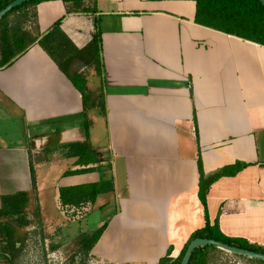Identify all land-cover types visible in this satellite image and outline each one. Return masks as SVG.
Segmentation results:
<instances>
[{
	"label": "crops",
	"instance_id": "obj_1",
	"mask_svg": "<svg viewBox=\"0 0 264 264\" xmlns=\"http://www.w3.org/2000/svg\"><path fill=\"white\" fill-rule=\"evenodd\" d=\"M82 7L40 2L34 33L40 39L61 20L84 50L98 23L97 65L77 58L64 72L39 39L26 48L25 36L10 38L12 63L0 66V207L3 195L29 191L45 214L49 189L59 206L62 187L111 180L113 190L82 206L111 213L93 264H158L206 224L199 160L207 175L242 162L211 185L209 220L264 248V45L198 23L194 0ZM75 73L87 84L103 78L101 102L93 103L102 122L90 117ZM75 143L82 152L69 148Z\"/></svg>",
	"mask_w": 264,
	"mask_h": 264
},
{
	"label": "trees",
	"instance_id": "obj_2",
	"mask_svg": "<svg viewBox=\"0 0 264 264\" xmlns=\"http://www.w3.org/2000/svg\"><path fill=\"white\" fill-rule=\"evenodd\" d=\"M13 0H0V11L4 9ZM44 0H32L21 6L16 7L7 13L0 20V51L2 55V62L0 66L9 65L12 63V47L10 38L18 42V38L26 37V48L32 45L39 39V35L35 36V30L38 29L37 9L36 6ZM66 3H71L75 8H83L82 5L85 0H63ZM197 3V17L196 21L200 24L218 29L220 31L234 34L236 36L255 41L264 45V5L259 0H194ZM70 9V8H69ZM31 10L33 13H31ZM86 11V8H83ZM22 11V15L26 19L17 22L11 27L8 19L16 12ZM34 18L31 28L27 26V30H23L24 24L29 18ZM22 16V17H23ZM24 18V17H23ZM27 25V24H26ZM14 43V41H13ZM40 45L46 52L57 62L61 69L66 72L70 68L73 60L79 58L89 65L99 64V52L102 43V32L98 23L95 24V32L89 47L84 50H78L73 44L72 40L66 35L61 28V20L57 21L52 29L43 37L39 39ZM22 49L20 52H24ZM9 53V54H8ZM8 54V55H7ZM100 66V65H99ZM98 67V66H97ZM72 81L80 91L86 94L87 77L81 73H75ZM78 79H81L79 82ZM85 97V96H84ZM83 144L75 143L69 146L71 150L82 152ZM247 163L238 162L235 165L225 167L212 174H206L199 160L200 169V190L199 197L205 208L206 224L203 228L192 233L188 243L185 245L180 255L176 258L172 256L173 246H170L166 254L160 258L158 264H181L189 244L197 237H205L215 239L228 244L236 245L242 248L250 249L256 252H264V248L251 244L247 241L237 238H231L224 235L217 224L212 225L207 208V194L211 185L219 178L225 175L237 174L240 170L246 167ZM35 174V173H34ZM33 175V191L36 195V179ZM111 180H103L97 183L78 185L72 187H62L60 189V200L62 207L67 209L73 207H82L88 203H94L99 194L113 190ZM32 195L29 191H18L11 194L3 195L2 205L0 207V262L6 264H21L19 262L20 253L24 248L23 245L19 247V229L26 228L31 225L40 224L41 208L36 204L34 208V219L30 218L28 212L29 205L32 203ZM108 222H105L92 235L87 237L81 245V248L76 252L73 261L78 252H84V258L81 264H87L90 253L97 244L104 231L106 230ZM53 246L52 249H56ZM219 250L214 245L199 247L193 253L189 264H209V260L213 251ZM244 258L246 256L238 255ZM251 261L264 264V260L252 259Z\"/></svg>",
	"mask_w": 264,
	"mask_h": 264
},
{
	"label": "rangeland",
	"instance_id": "obj_3",
	"mask_svg": "<svg viewBox=\"0 0 264 264\" xmlns=\"http://www.w3.org/2000/svg\"><path fill=\"white\" fill-rule=\"evenodd\" d=\"M31 13L33 11L31 10ZM22 15V11L16 12L8 19L10 26L13 24L24 21L25 16ZM28 21H26L27 26H32V15H30ZM17 21V22H16ZM25 23V22H24ZM23 23V25H25ZM103 68V67H102ZM80 83L81 79H78ZM89 87L86 92L88 110L90 111V117L98 116L99 122H102L101 108L98 106H93V103L97 100L101 102V94L103 93V78L101 75H96L87 84ZM85 117L74 122H78L79 127L84 126ZM98 127L100 124L97 125ZM54 178V177H53ZM53 179H48V182H52ZM53 189H49L48 193L45 195V214L41 211L40 223L41 225L35 224L28 226L26 228L19 229V247L23 245V249L20 253L19 262L21 264H81L84 258V252H78L75 260L73 261L74 255L81 248L84 240L92 235L99 227H101L102 220L108 221L111 213L107 212L103 216L99 207L90 206V203L86 207H73L67 209L62 207L60 204L59 208L54 194H51ZM36 206V200L29 205L28 212L30 213V218L34 219V208ZM92 208V209H91ZM203 218L204 222L206 219L205 208L203 205ZM105 221V222H106ZM191 237V236H190ZM190 237L184 242L177 243L175 248L178 251L174 252L175 256H179L180 252L183 250L185 245L188 243ZM56 246V249H52ZM213 251L209 264H262L258 262L251 261L249 258H244L233 254L231 252L222 250ZM93 259L89 256L87 264H93ZM0 264H6L0 262ZM94 264H100L94 262ZM129 264H133L129 262Z\"/></svg>",
	"mask_w": 264,
	"mask_h": 264
},
{
	"label": "water",
	"instance_id": "obj_4",
	"mask_svg": "<svg viewBox=\"0 0 264 264\" xmlns=\"http://www.w3.org/2000/svg\"><path fill=\"white\" fill-rule=\"evenodd\" d=\"M29 1L32 0H13L10 2L4 9L0 11V20L3 18L7 13L12 11L18 6H21ZM264 5V0H259ZM208 245H214L222 250L231 252L236 255H242L253 259H260L264 260V252H256L250 249L242 248L236 245L228 244L222 241H218L215 239L205 238V237H197L195 238L187 247L185 255L181 261V264H189L190 260L193 256L195 250L199 247H204Z\"/></svg>",
	"mask_w": 264,
	"mask_h": 264
}]
</instances>
